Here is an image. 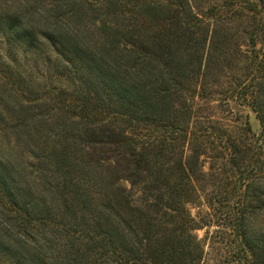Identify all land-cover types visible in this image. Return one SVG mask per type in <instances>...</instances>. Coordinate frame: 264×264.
<instances>
[{
    "label": "trees",
    "instance_id": "obj_1",
    "mask_svg": "<svg viewBox=\"0 0 264 264\" xmlns=\"http://www.w3.org/2000/svg\"><path fill=\"white\" fill-rule=\"evenodd\" d=\"M165 1L151 35L158 1L0 0L1 260L203 264V198L230 209L231 264H264V1ZM230 101L257 138L227 126ZM119 153L146 231L86 192Z\"/></svg>",
    "mask_w": 264,
    "mask_h": 264
},
{
    "label": "rangeland",
    "instance_id": "obj_2",
    "mask_svg": "<svg viewBox=\"0 0 264 264\" xmlns=\"http://www.w3.org/2000/svg\"><path fill=\"white\" fill-rule=\"evenodd\" d=\"M154 2L158 1L161 5L162 9H164L167 5V1L165 0H153ZM225 0H189L191 5L200 10H206L210 7L219 5L223 3ZM235 2L243 1V0H232ZM264 1V0H263ZM238 4V3H237ZM164 13H158L154 15V26L155 28L151 30L152 34H160L164 33V30L167 28L168 23L170 22V18H166L171 16L169 9H164ZM167 13V14H166ZM237 26H235L236 28ZM234 28V29H235ZM235 31V30H231ZM167 31L164 33L166 34ZM241 40V39H240ZM229 108L231 113L226 115V120L233 131H238L239 128L243 127L245 122H248L249 127L251 129V134L254 138H257L260 134V125L257 121L255 114L253 111L247 106H239L233 101L229 102ZM105 120V118H102ZM226 124V123H225ZM116 125L120 129H124L125 131V123L121 121H117ZM144 129V128H143ZM135 127H131L130 129H126L127 134L133 132V134H137L139 137L144 138L146 136L147 130H143ZM1 141H7V139L2 138ZM16 141V136H11V141ZM98 153V152H96ZM96 153H92L96 158ZM125 158L127 160V155L124 153H119L116 157H113V163L110 161L108 163H103V172L105 173V183L107 184V191H102L99 184L93 185L89 183V186L86 188V191L94 201L100 205L110 204L112 208L122 217L132 229L136 231H146L145 221L139 219V213L133 210L132 203L134 205L139 203V200L142 198V193L140 192L141 187L134 186L131 187L130 184L124 180L123 175L118 172V169L123 171V164L125 162ZM87 159H82V162H87ZM87 167V166H86ZM93 177L91 174L89 178ZM210 191L211 188L209 187ZM110 202V203H108ZM190 212L192 216L195 217L196 222L199 225V229L194 231V235L197 237L198 242H200L201 246L204 249V259L203 264H231L232 260L235 258L234 252L236 248V244L234 242V233L232 227V214L230 213V209L227 207H219L215 203H211L208 200L201 199V203L198 205L190 206ZM258 224L262 226V221H258ZM133 231V230H131ZM0 264H9V262L3 261L0 259Z\"/></svg>",
    "mask_w": 264,
    "mask_h": 264
}]
</instances>
